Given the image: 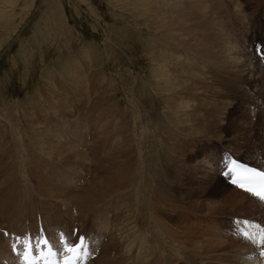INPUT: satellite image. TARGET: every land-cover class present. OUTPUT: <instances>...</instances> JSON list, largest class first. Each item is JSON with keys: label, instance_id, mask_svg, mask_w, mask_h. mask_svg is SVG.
<instances>
[{"label": "bare ground", "instance_id": "obj_1", "mask_svg": "<svg viewBox=\"0 0 264 264\" xmlns=\"http://www.w3.org/2000/svg\"><path fill=\"white\" fill-rule=\"evenodd\" d=\"M139 1L140 6L144 7L142 13L143 20L147 23L145 27L160 30L161 35L158 36L172 47L173 53L197 58L210 56L217 61L213 65L199 62L198 80L191 76L189 65L179 58L174 59L170 54L154 47L149 54L143 51L147 69H150L147 80L153 87L144 82L145 72L134 75L135 80L130 83V76L135 71H129L130 76H125L124 81H128L126 92L131 109L127 107L121 110L120 106L119 109H112L116 103L113 102V105L108 104L112 105L111 110L101 105L92 110L98 106L97 101L94 104L92 101L91 110L81 107L88 97L85 99L83 95L67 90L66 83L62 86L64 91L61 90L62 93L56 95L53 102H49L51 107L47 110L38 108L37 103L31 105V102L27 107L30 112L26 113V110L20 112L16 107L17 103L15 105L11 101L5 104L9 109L1 113L5 123H0V197L7 191L20 188L33 194L36 200L49 195L59 207L49 211L37 204L33 205L35 209L25 204L13 213L8 210L7 214L0 209V264H21L11 248L17 236L36 237L43 233L55 244L60 232L67 234L73 242L80 236L87 238L91 252L87 264H264L259 255L260 249L244 239L236 226L237 221L243 220L264 226V203L233 186L230 182L231 175L221 174L227 171V165L234 159L264 170V150L255 149V145H250L249 141V144H242L243 148H254L249 153H242L228 146L233 150L229 153V148H226L228 144L224 143L227 140L224 139H221L223 142L214 141L199 147L198 156L216 175L217 168L219 178L217 176L216 180L221 182H215L213 173L206 172L201 167L188 169L186 173L179 171L177 180L188 185L187 194L193 188L201 187L195 196L185 194L174 181L175 176L172 178L177 188L174 195L184 201L207 199L226 193L222 197L228 203V209L240 208L247 215L245 218L231 217L228 228L226 225L221 226V223H225L224 220L230 218L220 213L226 204L220 205L207 200V208L198 207L201 202L196 201L194 206L198 208L194 209L189 206L183 208L178 202L182 209L178 210L172 206L167 194H162L153 187L127 193L123 200L125 206L118 210L115 218L106 217L101 209L111 198L123 196V191L129 185L141 186L144 183L143 179L133 181V164L130 163V158L135 154L130 155L131 143L138 152L140 141L145 159L151 160L154 156L152 145L140 139L146 133L137 135L132 141L133 129H130L119 139L124 142L123 148L107 154L101 167L94 161L96 152L93 148L97 135L106 133L117 116L126 115L134 125H140L139 115L146 117L152 114L153 96H156L160 99L159 108L164 115L162 124L170 121L172 129L184 138L220 139L224 137L225 120H213L201 114L207 108L202 102L217 92L212 81L231 95L230 106L232 100L237 98L235 92L241 90L240 81L260 87L264 94V57H260L261 52H257L256 48L250 50V45L255 46V43L260 42L257 38L252 41L257 32L264 36V11H256L255 14L251 5L239 6V0H165L164 4H161L162 0ZM2 3L3 1L0 2ZM174 14H177L176 18L173 17ZM254 16L263 19L262 23H249ZM263 36L260 34L258 38L263 40ZM146 42L150 43L148 37ZM262 45L264 50V44ZM248 55L260 72L257 80L252 79L256 70L244 60ZM135 59L132 58L131 62L134 63ZM230 78L233 81L227 83ZM115 79L114 77L113 82H116ZM200 81L208 82L201 85ZM136 84L141 85V91L134 92ZM115 86L114 84L112 87ZM244 93L243 91L242 94ZM218 94L221 92L218 91ZM194 101L201 103V108L194 107ZM253 114L254 112L251 113L252 120L257 116L255 114L254 117ZM88 116L92 119L83 122V118ZM245 122L242 121L241 126L247 125ZM250 124L254 125L251 121ZM259 125L264 135V119ZM120 128L122 129L121 126ZM239 131L241 138L252 140L251 133L246 135L244 128ZM152 136L158 147L155 135ZM217 145L224 146L218 151V160ZM78 163H82V166L76 168L69 183L71 189L57 186L61 193L52 192V181L55 182L58 178L56 173L66 166ZM147 173L146 169L140 172L143 176ZM191 174L194 176L191 177ZM29 177L36 186L28 181ZM211 186L215 187L211 189ZM115 206L112 202L111 207ZM197 216H203L204 221L201 222ZM212 220H215L214 224L211 223Z\"/></svg>", "mask_w": 264, "mask_h": 264}, {"label": "rangeland", "instance_id": "obj_2", "mask_svg": "<svg viewBox=\"0 0 264 264\" xmlns=\"http://www.w3.org/2000/svg\"><path fill=\"white\" fill-rule=\"evenodd\" d=\"M2 1L3 3L0 4V123L2 124L5 122L2 121L1 113H5V110L8 111L9 109V107H7L8 109L5 107V104L11 103V101L15 105L17 103L18 106L16 105V107L20 109V112L26 110V113L30 112L27 107H29L28 104L31 102V105L37 103L38 108L47 110L51 107L49 102H53V98L62 93L61 90L64 91L62 86L65 83L67 84L65 86L68 87L67 90L70 89V91L79 93L85 99L88 97L84 101V106L81 105V107L91 110V106L97 101L98 106L92 110L99 108L100 105L111 110V106L115 102L112 109H119V106L122 108H120L121 110L127 107L131 109L132 107L127 100L128 87L126 83L128 81H124L125 76H130L129 71L131 73L135 71L129 79V82L132 83L131 81L135 80L134 75L144 74L145 72L146 79H144V82L149 83L153 87V84L147 80V72L150 69L149 67L147 69V60H145L143 55V51L147 54L151 53L153 47L170 54L174 59L179 58L189 65L191 76L198 80L200 75L198 63L207 62L209 65H213L217 61L216 58L210 56L197 58L187 54L179 55L173 53L172 47L158 36L161 35L160 30L145 27L147 23L144 22V14L142 13L144 7L140 6L139 0H0V2ZM164 3L165 0H162L161 4ZM237 3H239V6L251 5L252 12H255V14L256 11H264L263 0H250V2L249 0H239ZM173 17L176 18L177 14H174ZM258 21L262 23L263 19H258L257 16H254L251 22H246L256 25ZM247 29L251 28L247 27ZM258 29L261 30L259 27ZM257 33L252 41L257 38L260 42L258 44L255 43V46L250 45V50L256 48L257 52H261L259 54L260 57H264L262 45L264 44V39L258 38L260 34L261 36L263 34L259 33V31ZM147 37L150 39L151 44L146 42ZM134 57L136 59L132 63L131 60ZM246 59L244 60L251 63L256 70L252 79L257 80V76L260 73L259 70L255 67L251 56H246ZM114 77L117 83L113 82ZM208 81H200V83L203 85ZM231 81H233L232 78L227 83ZM212 82L217 92L210 99L202 102L205 106L207 105V108L201 114L213 120H225L224 137L220 139L208 137L205 140H201V137L184 138L172 129L170 121L168 124H162L164 115L159 108L160 99L156 96H153L152 114L146 117L139 115L140 125H134L126 115L117 116L109 129L106 130V133L97 135L95 148H93L96 152L94 161L98 162L100 167L102 166L103 158L107 154H110L112 150L123 148L124 142L119 139L130 129H133L132 141L136 139L137 135L146 133L140 139L149 142L154 148L153 158L147 160L142 155L144 150L140 141L138 143V152L131 143L130 155L135 154L134 157L130 158V163L133 164V181L136 182L143 179L144 183L141 186L129 185V188L123 191V196L113 197L107 204H103L101 209L106 213V217L115 218L118 210L125 206L123 200H125L127 193L149 187L158 189L162 194H167L172 206L178 210H182L178 202L182 204L183 208L189 206L194 209L198 207L208 208L207 200L215 201V203L220 205L226 204L220 211L222 215L230 217L224 220L225 223H221V226L226 225V228H228L227 224L230 227L231 217H247L246 213L240 208L228 209V203L223 200L226 193L192 201H184L174 195V190H177L172 181L174 176V181L179 184L185 194H187L186 192L189 189L187 184L177 180L179 171L186 173L188 169L193 170L201 167L204 171L213 173L215 182H221V180H216L219 173L217 168L215 169L216 175L198 156L200 146H207L214 141L223 142L221 139H224L227 140L224 143L228 144L226 148L230 147L242 153L254 151V148L264 150V135L260 131L259 125L262 124L264 119V94L260 90L261 88L251 83H245L244 80L240 81L242 83L241 90L238 93L235 92V97L238 99L233 97V103L230 106L231 95L218 83ZM114 84L118 87L115 86L117 90L112 87ZM95 86L97 87L96 89ZM133 90L138 92L142 90V87L136 84ZM218 91L221 94H218ZM241 91L246 94H242ZM134 95L141 96L140 94ZM63 96L67 97L64 94ZM118 98L120 100H117ZM100 100H102V104ZM111 103L112 105H108ZM193 106L201 108L202 105L194 101ZM249 107L250 109H248ZM253 112L254 117L257 115L254 118L255 120H252L251 113ZM90 119H92L91 116L84 117L83 122H88ZM242 121H246L245 124L247 125H244L245 127L241 126ZM250 121L254 125L250 124ZM240 128H244L246 135L251 133L252 140L241 138ZM151 133L155 135L158 147ZM114 141L117 142L113 143ZM248 141L250 145H255L254 148L246 149L242 147V144H249ZM89 142L91 143V141ZM259 144L262 146H258ZM223 148L224 146L217 145V160L219 158L218 151ZM230 148V151L228 150L229 153L233 151ZM188 161L191 162V165ZM81 166L82 163L73 164L66 166L61 172H57L58 178L55 182L52 181L51 191L61 193L57 186H65L71 189L69 183L76 172V168ZM143 169L148 170V173L144 176L140 174ZM65 170H68V172L65 173ZM193 176L191 174V177ZM28 181L32 185L35 184L31 177H29ZM213 187L215 186H211V189ZM199 190H201V187H195L187 195L195 196ZM47 196V198L42 200H36L33 194L17 188L16 191H7L5 195L0 197V209L6 214L8 210L13 213L15 209L25 204L31 205L33 209H35L33 205L36 204L49 211H52V208L58 209V203L51 199L49 195ZM196 201L201 202L198 207L194 206ZM248 201L253 203L250 200ZM112 202L116 204L114 208L111 207ZM197 219L203 222L205 218L197 216ZM211 223L214 224L215 220H212Z\"/></svg>", "mask_w": 264, "mask_h": 264}, {"label": "snow or ice", "instance_id": "obj_3", "mask_svg": "<svg viewBox=\"0 0 264 264\" xmlns=\"http://www.w3.org/2000/svg\"><path fill=\"white\" fill-rule=\"evenodd\" d=\"M225 175L232 176V183L249 192L264 203V171L250 169L232 161L227 165ZM242 237L256 245L264 259V226L247 220L236 222ZM58 244V247H57ZM21 264H86L91 257L87 238L80 236L75 242L65 233L58 234L54 244L43 233L39 236H17L11 245Z\"/></svg>", "mask_w": 264, "mask_h": 264}]
</instances>
